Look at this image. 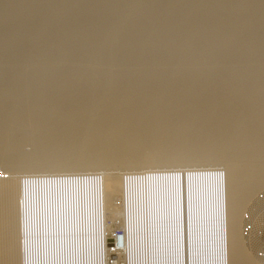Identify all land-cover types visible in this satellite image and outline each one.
<instances>
[{"label": "bare ground", "instance_id": "6f19581e", "mask_svg": "<svg viewBox=\"0 0 264 264\" xmlns=\"http://www.w3.org/2000/svg\"><path fill=\"white\" fill-rule=\"evenodd\" d=\"M13 1L14 2H17L18 1L17 2L18 4H14V3H9L8 2L9 3L8 5H11L12 6V4H14V5H17L18 6L20 2L22 3V0H17V1L13 0ZM39 1H41V0H39ZM39 1H35L34 2V5H33L34 8L35 7L37 8V6H35V3L36 2L40 3ZM46 1L48 2V0H45L43 2L41 1V2L44 4V3H47ZM61 1H63V0H61ZM65 1H68V0H65ZM105 1L106 0H91L90 1V5H88L89 6L88 9L86 11H83V12L80 10V7H78V8L75 7L76 10L74 9L72 11L71 10L72 8L71 9L68 8L69 7L68 4H67V6H68L67 8L64 6L65 9L64 8L62 9L59 6H56L55 7V5H54V7H55V8H53L54 10H52V11L50 10V13H48V15H47L48 17H46V19L44 17H41V18H44L43 20H45V21H43L40 18L44 22V24H42V25L40 24L41 25L40 27H38V25H39V22H37L38 17L35 19L36 22H37V26L34 24L31 27H35L36 26V27H38V30H37L36 34H34L33 36L31 35L32 32L30 31L31 32L30 35H31L32 38H30V35H29L28 32L27 33H28L29 36L28 37L26 36L27 38H24V37L19 38V35L21 33L18 34V39L20 41L18 42L19 44H17V46H18L17 49L20 47L19 49L21 50V48L23 47L22 46L23 44H24V46H26L25 45L26 39H29L30 38L29 40H33L35 42H38L40 39L42 40V37L43 36H46L45 35L46 31L47 30L50 31V29H48L49 28V25H50V23H52L51 21H52V19H55V17H57L59 15L60 16H65L66 13L68 15V12H70V11H71L70 14L72 12H74V11H76V13L82 12L81 13V15H82L81 19L79 21L74 22L73 24L70 25L69 29L64 34L63 39H67V40L70 39L71 40L74 37H76L78 39L79 43L77 42V47L75 46L74 48H78L80 50V52L78 51L79 52L78 55L75 54V56H77V59H75V61L80 62L81 64L84 62L83 64L85 65L86 63H88L86 61H90V59L92 58L91 57L89 59L90 56H93V57L95 56L94 57V62L96 63V61H95L96 59L95 58H97L99 56L96 57L97 54L96 55L95 54L94 55L93 54L92 55H87L86 50H88V53H89L90 50L95 49V48L96 49L98 48V50L101 48L100 50H102V48L104 47V46L102 47L103 44L106 46V43H107L106 41L108 39V37H106V36H108L109 31H112L111 30L112 29L111 28L112 27V24H113V28L116 27V26H118L119 24L114 26V23L115 22L114 23L112 22V24L109 23L108 20H106V19L104 20V18H106L107 16L106 17H104V16L105 15H111V14H107V13H115V12L119 11L120 8H121L120 6H122V5H120V3H122L121 1H123V0H117L116 2L114 0L112 4H111V2H110V4H107V1H106V4L107 5H110V6H108V8L106 7ZM138 1H140V0H135L134 2L132 0L131 5H130V8L127 7V10L128 11H126V10L125 11L126 12H131V11H129L130 9L133 10V9L136 8V9H138V11H140V13L142 12V15L138 16L130 25L127 24L128 26L125 28V30L122 32V34H120L118 37L115 36L116 38L114 37L115 38V42L113 44H110L111 46H107L108 49L115 47L113 49V50L116 51L115 54L117 53V51L120 52L121 62H119L120 65H119V69L117 70L118 71L117 74H119L118 76H120V75H126V76H123V77H125L124 79H127L130 75L132 76V74L134 75V73L135 72H138V71L139 72L142 71L140 73L147 74L146 76L144 75V77H142V78H140V76H139V78L136 79V81H138V82L141 83V85H140V87H138V90L137 91L138 92H141L142 90H144L143 93H146L145 94L146 95L145 98L144 99L142 98V100H143L142 107H144V106L148 107V106H150L149 103L156 102V105L158 103V104L162 105L165 108V112H162L164 110H161V111L159 110L160 112H162V113H166V111H170L171 112L170 113L171 115H169V116H171V117H169L170 120H173L172 117L175 114V116H177V117L174 118L175 121L178 118H184V112L185 111L188 112V110H189L191 114H190V117L187 120V124L185 125L183 123L184 126H186L185 129L188 130V129L194 128L195 126L201 124L203 126L202 127L203 129H205L206 127L213 128V131H214L213 133L214 134H212V136L207 137L206 134L208 133V131L205 134V131L206 130L200 131L197 128V130L200 131V134L198 133L194 139H190L191 138L190 134H189V136H190V138H189L188 136H186L187 135L186 134V130L185 129H182V127H178L176 124L175 125L177 127L174 126L175 129L172 128L173 130L171 129V132H170V130H166L167 125H168V122H166V123L163 122L162 124H160L161 123L160 122L159 123L160 126L158 124H156L158 127H154L153 126L154 127L153 128V127H151L152 124L149 123V121H148V119L150 117L147 120H145L147 117H145V119L138 117L142 113V110H143V114H144V112H146V111H144V109H145L144 108V109L141 110V113H139V115L137 114L138 116H135L132 119H130V115H132L133 113H131V114L129 113L130 114L129 115V119L130 120L129 119L128 120L126 119L124 121V119L122 118L123 119V122H121L122 120L119 118L120 119V122L118 123V121L115 119L116 122H117L116 125L114 123L113 124L114 125L113 126V129L111 128L112 130L110 129V130H108V132H106V130H103L104 128H102L100 126H99L100 128L97 127V129L95 131V134H92V136L90 135L92 137V138H90V139H92V142H90V145L92 143L94 144V146H95L94 149L97 152V154L94 151V153L90 156L89 159L91 160V162L94 161L95 163H97V162L100 163V161H104L107 158L109 159V157H111V158L120 159L121 161H123L125 163L126 162H128V163H130V162L131 163H134L135 160H137L136 157L137 156H140L139 155V152H140V149L143 147L142 146V142H144V140H145L144 136L146 135L148 137V134H150V133H151V135L154 134V137H155L156 134H158V135H156V138H157V136H159L157 139L153 137L154 142H153V140L151 141V143H153V146L152 145L151 146L154 148V150H152V152H150V155L148 154L150 156V157L148 156L149 157L148 160H150L151 162H156V161L159 162V160L162 162V160L163 161L167 160L166 163H169V162H172V161H170L171 159L176 158V157H178L180 155H183V154H186L188 157L189 156H194L195 159H196V157L202 156V155H205V157H206V155H207L206 152L208 153L211 150L213 152V149H216L217 148V150H218L219 148H221V147H219L220 141H221V138L219 140V137L222 136V135H224V134H226V133H228V135H230V136L226 137L227 140H225L226 141L225 142L226 145H228V153H230V151H232L233 152L232 153V157H233V154H235L238 158L236 157L237 159H235V160L237 162L233 161L234 163H231V162L230 163H226V162H228L227 160H231V159H229L231 156L229 158L228 157L224 158V159H226L225 160L226 162L223 161L224 159H221L220 158V160H222L226 164V167H225L226 168V190H225L226 191L225 192L226 193V195H225L226 196V198H225V202H226V207H225L226 208V213H225V216H224V224H223V227L224 228L221 231L222 232L221 239H219V240H221V243L224 245L225 254H226L225 255L226 256V264H264V245L256 244V243H253V242L251 243L249 240H247L248 238H247V234H246V222H245V215H246V212L250 208L249 207V204H250L251 198L253 197V195L255 194V192L256 191L258 192V190L261 189V187L264 185V156H263L264 155V152L261 153L258 150L259 148H262L264 146V141H263L264 140V112H263V115L262 116L259 115V114H262V113H259L258 114V118L260 116L259 121H256L255 122V120H254L253 122H255V123L254 124L251 123L249 127L247 126L249 129L248 128H247V130L245 129L246 132H243L241 135L239 133V135L237 137L234 136L235 132H233L234 134H232L233 137L231 136V133L229 134L228 131L230 129H229L228 126H230V125L229 124L227 125V122H229L228 121V118L230 116H234V115L236 116V113L240 114L241 113V110L240 109H242L245 106H248V104H251L252 102L253 103H258V101L261 100L260 98L264 96V81L261 80L256 85L254 84V86L251 85V83H252L251 81L253 79H255L256 76L258 77V76H260V74L263 75V73H264V31H262V33H258L260 30L257 33L255 32L256 29H259L260 28L259 26L264 25V0H203L202 3H201V5L199 6L200 14H199V16L197 15L198 17H193V15H192L193 13H191V10H192V12L194 11L193 9L196 7L195 5H194L195 6L194 8L192 6H190V5H189V7L186 5L188 8L182 10V7L179 6L180 4L178 5V3H179V2H177L178 0H142L140 3ZM197 1H198V3H200L199 0H197ZM10 2H12V1H10ZM30 2L32 3V1H29V3ZM83 2H85V1H83ZM125 2H126V0H125ZM159 2H163L164 5L161 7L159 5ZM40 4H38V5L41 7L42 5H40ZM54 4H56V3H54ZM14 5H13V7L15 8ZM21 5H19V6H21ZM23 5L26 6V4H23ZM77 5H79V4H77ZM127 5H128V3H127ZM11 6H7V8L8 7H11ZM19 6L17 7L18 10L21 9V8H19ZM25 6H23V7H25ZM70 6H72V5H70ZM102 6H103V9H102ZM104 6L106 8H104ZM34 8L32 10L36 11L39 7L36 10ZM42 8H43V6H42ZM139 8H141V10H139ZM196 8H198V7H196ZM16 9H15V11H18ZM29 9H30V7L28 8V10L27 9H24V10H27V12H28ZM41 9H39V10H41ZM245 9H247V10H245ZM21 10L19 12L23 13L22 12L23 10L22 11ZM2 11H4V10H2ZM15 11H13V12H15ZM34 11H32V12H34ZM122 11H124V10H122ZM125 11H124V13H125ZM242 11H246V12H244L243 14H241ZM166 12L173 13L174 14V19H170V20L167 19V21H162V19L165 20V18L168 15L167 14L166 16H164V18H162L163 14L166 13ZM259 12H261L262 15L259 18H257ZM10 13H11V11L9 12V14ZM34 13H35L34 14V17L36 16L37 13L39 14L38 10L36 12H34ZM41 13H42V10H41ZM148 13H150V14L148 15ZM16 14L17 13L15 12V14H13V17H17ZM27 14H28V16H26V18L28 20L29 19V13H27ZM30 14H33V13H30ZM42 14H44V12ZM117 14H118V12H117ZM0 15H1V13H0ZM3 15H5V13ZM3 15H1V16H3ZM18 15L20 16V14H18ZM25 15H26V13H24V18H25ZM120 15H122V14H120ZM40 16H42V15H40ZM34 17L33 16L30 17V19L31 18H34ZM93 17H94L95 20L92 19L94 21L90 25L89 24L90 21H91L90 18H93ZM8 18H11L10 15H9ZM15 19H13V20H15ZM40 19H39V21H40ZM59 19H58V21H59ZM56 20H57V18H56ZM64 20H65V18H64ZM117 20H119V18ZM20 21H21V19H20ZM22 21H24V20L22 19ZM106 21H108V22H106ZM119 21H122V20H119ZM43 22H40V23H43ZM3 23H5V22H3ZM27 23H28V21L26 23H24V24H27ZM122 23L124 25L126 22L124 23V21H123ZM188 23L192 25V29H190V31L188 30L189 32L186 33V34H181L182 27H184V25L185 24H188ZM64 24H65V21H64ZM155 26H159L160 28H158V30H154V27ZM186 27H188V26H186ZM7 29H4V31L3 30L2 31L5 32V30H7ZM26 29H25V31H26ZM54 30H52V33H53ZM262 30H264V29H262ZM134 31H136V32L133 33ZM23 32H24V30H23ZM183 32H185V31H183ZM6 33H8V32H6ZM52 33H48V36L50 34H52ZM165 34H167V37H165ZM5 35H7V34H5ZM22 36H25V34L22 35ZM54 36L57 37L56 35H54ZM14 37H12L11 35L10 36H5V38H3L1 40L0 54H2V52H3L2 51V48L4 49V47L7 45V43L10 44V42H13V40H15ZM163 37H165V38L163 39ZM104 38H106V41H105L106 43H104V40H105ZM94 39L95 40L98 39L99 42L97 41L98 42L97 43L96 41H94ZM6 40H8V41H6ZM30 42H31V45H32V41H29L27 43H30ZM66 42H65V45H63V42L60 43V44H62L61 45L62 47L65 46L61 50V52H60V58H62V57H65L66 58L67 56H69V55L72 54V51H74L73 46L71 44L70 45L69 44L66 45ZM68 42L69 43H71V42L72 43H75L73 41L70 42L69 40H68ZM137 42H139V45L136 44L137 46H132V44H135ZM48 43H50V42H48ZM48 43H47V45H48ZM43 44H45V43H43ZM43 44H42L43 47L46 46V45H43ZM60 44L58 43V46ZM15 46H16V44H15ZM15 46H14V48H15ZM11 48L13 49V47H11ZM27 48H29V47H27ZM51 48H52V46H51ZM44 49H45V47H44ZM162 49H166V50L161 51ZM6 50L8 51V49H6ZM98 50H96V52L100 53L99 52L100 50L99 51ZM25 51H26V48H25ZM82 52L84 54H82ZM121 52H123V54H122L123 56H121ZM159 52L162 54V55L160 54L161 55L160 57H159ZM17 53H18V50H17ZM17 53L15 52V54L18 57V54ZM12 54H13V52L11 53V56L14 55V54L13 55ZM34 56L35 57H38V53H37V55H34ZM86 56H88V58ZM9 57H10V55H9ZM67 59H68V57H67ZM18 60H20V59H18ZM27 60L28 59H26V61ZM58 60H60V59H58ZM91 60H93V59H91ZM104 60H105V57H104ZM228 60L233 61V62L236 61V60H238L236 62L242 61V64L240 66H237V65H235L236 63H233L234 65H232L230 63V65H232V66H230V65L227 66L225 62L228 61ZM39 61H41V60H39ZM71 62H73V61L71 60ZM94 62H93V64H94ZM97 62H98V60H97ZM99 62H100V59H99ZM159 62H162V63L166 62L167 64L170 63V62H175V66L173 67L171 65L172 68H168V69H166L164 71H162V69H161V71H159L158 69H156V71H155L153 69V67L155 65H157ZM30 63H32V62H30ZM35 63H37V62H35ZM98 63H96V64H98ZM106 63H110V62L108 61ZM68 64H71V63H68ZM90 64H92V62ZM99 64H102V63H99ZM237 64H239V63H237ZM41 65L42 64H40V66ZM79 65H77V66H79ZM82 65H81V67H82ZM32 66H33V63H32ZM53 66L54 65H52V67ZM62 66H64V65H62ZM111 66H112V64H111ZM113 66H114V63H113ZM48 67H51V65L49 66V63H48ZM55 67H57V66H55ZM83 68L84 67H82V69ZM45 69L46 68H44V70ZM97 69H98V67H97ZM83 70H85V69H83ZM83 70H82V72L84 73L86 70L85 71H83ZM51 71H52V68H51ZM80 71H81V69H80ZM157 71H159V72H157ZM21 72H19V73L21 74ZM62 72L63 71H61L60 73H62ZM82 72H81V74H82ZM91 72H93V70ZM8 73H9V71H8ZM54 73H56V72H54ZM65 73H67L66 70H65ZM72 73H73V71H72ZM72 73H71V75H72ZM75 73H73V74H75ZM0 74L2 75V73H0ZM4 74H5L4 77L8 75L6 73H4ZM20 74H19V77H20ZM31 74H32V71H31ZM34 74H36V73L34 72ZM78 74H80V72H78ZM84 74H86V72ZM117 74H116V76H117ZM164 74H167V75H169V74H172V75H174V74L175 75H185V77H186V75L189 76L188 81L186 80L187 81L186 83L180 85V87H178L176 89L177 92H178L177 95H176V98L175 97H171V98H173V99H171V98H169L170 96L169 97L167 96L168 98L167 97L166 98L164 97V94L166 92L172 91L171 88L173 87L172 84L174 82V78H172L171 76H170V78H167V75H164ZM221 74L222 75L224 74V75L222 76ZM22 75H23V73H22ZM75 75H77V74H75ZM75 75H74V78H76ZM140 75H142V74H140ZM218 75H221L222 77H220ZM80 76H79V78H80ZM82 76H84V75L82 74ZM10 77H12V76H10ZM44 77H45V75H44ZM7 78H8V76H7ZM32 78H34V77H32ZM50 78L54 79L53 77H50ZM129 78L135 79V78H133V76L132 77H129ZM21 79H22V77H21ZM30 79H31V77H30ZM67 79H68V77H67ZM257 79H259V78H257ZM37 80H38V78H37ZM51 80H49L48 82H50ZM75 80H77V79H75ZM75 80H73L74 81V86H75ZM86 80L87 79H85V81ZM12 81H13V79H12ZM17 81L18 80H15V82H17ZM62 81H64V79ZM78 81H76V83H79ZM88 81L90 83L91 80H88ZM153 81H155L156 83H154ZM253 81H256V79L253 80ZM81 82L84 83V80L81 81ZM95 82H96V80H95ZM178 82H174V83H177V85H178ZM96 83H98V82H96ZM121 83H123V82H120V85H118V87L121 86ZM149 83L156 84V85H152L151 86V84H149ZM34 84H35V82H34ZM41 84H42V82H41ZM61 84H62V87L63 88H68L71 85V82L70 81H65V83L63 82ZM61 84H60V86H61ZM93 84L95 85L94 82H93ZM117 84H119V83H116L115 85H117ZM48 85H49V83H48ZM72 85H73V83H72ZM86 85H89V84H86ZM29 86H28V88H29ZM60 86H59V88H60ZM92 88H93V86H92ZM41 89H44V88L42 87ZM70 89L72 90V88H70ZM130 89L131 90H129L127 92V94H126V96H127V106H129V110L131 108L130 107L131 106L130 104H132V103L135 104V102H132V101H135L134 97L137 94L135 92L134 88L131 87ZM139 89H141V91H139ZM86 90H87V88H86ZM239 90L240 91H243V94L241 95V94L238 93L241 96H240V98L237 97V98H239V99H237L234 96V95H236L234 92L239 91ZM58 91H59V89H58ZM66 91L68 93V90H66ZM76 91H78V90L76 89ZM1 92H3V91H1ZM62 92L64 93V91H62ZM86 93H88V92H86ZM89 93H90V91H89ZM143 93L141 92V93H138V94H143ZM54 94H55V92H54ZM170 94H173V93H170ZM138 96L139 95H137L136 97L138 98ZM4 97H5V95H4ZM49 97H50V94H49ZM142 97H143V95H142ZM58 98L60 99V97H58ZM234 98H236L237 100H235ZM24 99H25V97H24ZM24 99H23V101H24ZM35 99H37V98H35ZM116 99H118V97ZM124 100H125V98H124ZM10 102H12V101H10ZM25 102L26 101H24V103ZM16 103H17V101H16ZM56 103H58V99H57V102ZM63 103H65V102H63ZM122 103H123V100H122ZM46 104L47 103H45V105ZM65 104H67V103H65ZM68 104H70V103H68ZM134 104H132V105L135 106ZM137 104H138V102H137ZM140 104L137 105V106H141ZM191 104L193 105V107H190ZM26 105H28V104H26ZM39 105L41 106V104H39ZM55 105L58 106V104H55ZM116 105H119V104H116ZM51 106H52V103H51ZM70 106L71 105H69L68 107H70ZM127 106H126V108L124 106L123 107L125 109H127ZM2 107H3V105H2ZM29 107H31V106H29ZM49 107H50V105H49ZM81 107H79V108H81ZM159 107L160 106H158V109H159ZM239 107H240L239 110L236 109V108H239ZM249 107H250V105H249ZM7 108H9V107L7 106ZM66 108H67V105H66ZM149 108H152V107H149ZM29 109L30 108H28V110ZM41 109H40V111H43L45 108L43 110H41ZM50 109H51V107H50ZM71 109L72 108H70V110ZM227 109H229V111H227ZM47 110H49V109H47ZM65 110H66L65 107L64 108L63 107H54V108L52 107V109L50 110V112L52 114L51 113L50 114L51 115H54L55 118L50 119V120L47 119L46 122H42L41 121V123L39 121H35V119L37 120L38 117H40V116H38V112L34 111V112H36V114H33L34 120L32 122V124H33L32 126L36 130V133L37 132L39 133V134L37 133L39 135L38 137H36L37 134L34 135L35 136L34 139H35L36 144H37L36 146H38L43 151L47 149V152H45V151L44 152L47 153V155L49 154L50 157L52 156L51 158L54 157V159H52V161L54 160V161H56V163H60V166H61V163H64L67 160L68 161H72V160H69L71 158L68 156V153L67 152H70L69 151L70 148L72 149V147H71L72 132L76 133L75 131H71L72 127L70 129V126H72L70 124L71 122L70 121L65 122L63 120L62 113ZM78 110L77 109H75V110L72 109L71 110V111H73L72 120L76 119L79 116L80 112ZM129 110H126V111H129ZM149 110H153V108L152 109H149ZM149 110L147 111L148 113H149ZM154 110H156L155 107H154ZM246 110H248V109H246ZM40 111H39V113H40ZM132 111H134V109ZM136 111H138V109H136ZM225 111H227V112L224 113ZM250 111H252V110H250ZM250 111L248 113H245V114L241 113L239 115V118L241 116V119L242 120L243 119H246L247 114H248V116L250 115L249 114ZM30 112L31 111H29V113H28V111H26V114L24 112L23 113L28 116V115H30ZM150 112H152V111H150ZM254 112H255V110H254ZM23 113H21V114L24 115ZM65 113H66V111H65ZM104 113H105V111H104ZM116 113L118 114V112H116ZM43 114H44V112H43ZM134 114H136V113H134ZM143 114H141L140 117H144ZM150 114L151 113H149V115ZM167 114H164V115H167ZM31 115H32V112H31ZM120 115H122V113H120ZM125 115H126V112H125V114L123 116H125ZM145 115H147V113H145ZM16 116H19L20 117V115H18V114H16ZM150 116L153 117L154 115L153 116L150 115ZM156 116L157 115H155L154 118ZM158 116H160V114ZM165 117L166 116H164V119H165ZM252 117H254V116H252ZM256 117H257V114H256ZM13 118H16V117L13 116ZM28 118H31V116H29ZM78 118H80V117H78ZM169 118L167 119V117H166V119L170 123L169 125L171 126V123H174V122L173 121H170ZM226 118H227V122H226ZM25 119H26V116H25ZM164 119H162V120H164ZM31 120L32 119H30V121ZM237 120H240V119H236V121ZM246 120H249V119L247 118ZM150 121L153 122V120H150ZM230 121H231V118H230ZM99 122H104V121H99ZM156 123H157V121H156ZM233 123L236 124V122H233ZM6 125H10V123H6ZM235 127H237L238 128V131H240V128H239L238 125L235 126ZM150 130H151V132H150ZM234 130H232V131H234ZM184 132H185V134H184ZM236 132H237V130H236ZM6 133L7 132H5V135H6ZM104 135H106V137ZM46 137H49V139H46ZM149 137H150V135H149ZM102 138H104L107 141L102 140ZM150 139H152V138H150ZM85 141H84V143H85V146H86L89 143L86 144ZM111 141H113L114 143H115V141H117L118 143L116 142V144H114L113 146L109 147L108 150H107V148H105L104 145H105V143H107V142L110 143ZM145 142L143 144H146ZM5 143H6V140H5ZM82 144H83V142H82ZM111 144H112V142H111ZM226 145H223V146L224 147H227ZM11 146H12V144H11ZM85 146L83 145V147H85ZM140 146H142V147H140ZM103 147L105 148V153L106 154L103 153V155H101V150L104 149ZM204 147H206V148H204ZM2 148H4V147L2 146ZM2 148H0V150H1L0 151L1 152L0 155L3 152L4 155H2V157L4 156V157L7 158L6 155H8V158L10 157V159H11L12 158L11 155L9 156V154L6 153L8 150L4 153L5 150L2 151L3 150ZM5 148L7 149V147H5ZM44 148H46V149H44ZM85 148L89 149L90 147L89 148L88 147H85ZM85 148H80L79 150H82L84 152L83 149H85ZM223 148H222V150H225V151L227 150V148H225V149H223ZM33 149H34V147H33ZM91 149H93V148H91ZM219 150H218V152H219ZM256 150H258V152L260 154H262V156L259 155V154H256L255 153ZM10 151H12V149ZM43 151H42V153L44 154ZM88 151L85 152V153H87V156H88ZM106 151H108V152H106ZM225 151H223V152L221 151L222 152V155L224 154ZM260 151H262V149ZM80 153H81V151H80ZM43 154L40 155V158H38L39 160H41V159L44 160L45 157H44ZM49 155H48V157L46 156V158H47L46 161H48ZM186 155L184 157H186ZM209 155L207 157L210 158ZM214 155H216V152H215ZM225 155H226V152H225ZM41 156L44 157V158H41ZM184 157H183V159H184ZM217 157H218V155H217ZM8 158H7V161L10 160ZM67 158H69V159H67ZM139 158H141V156ZM39 160H38V162H39ZM43 160H41V161H43ZM129 160H133V162L132 161H129ZM5 161H6V159L4 158V162ZM12 161L13 160H11V162ZM41 161H40V163H41ZM54 161L52 162L53 165L55 164ZM68 161H67V164H68ZM137 161H139V160H137ZM240 161H242V163H240ZM2 162L3 161H1L0 163H2ZM9 162L10 161H8V163ZM31 162H35V161H31ZM49 162H50L49 165H51V161H49ZM94 162H93V164H94ZM192 162H194V161H192ZM162 163H165V162H162ZM11 164H13V162ZM31 164H33V163H31ZM57 165L58 164H55L54 166H57ZM64 165H65V163H64ZM199 166L200 165H198L197 167H199ZM6 167L3 166V168H6ZM151 168H153V167H151ZM19 169H20V166H19ZM36 169H38V168H36ZM149 169H150V167H149ZM195 169H197V168H195ZM145 170H143V171H145ZM153 170H152V173H154ZM169 170H172V169L170 168ZM183 170H185V169H183ZM193 170H194V168H193ZM146 172H149V171H146ZM155 172H156V170H155ZM167 172H169V171H167ZM185 172H186V170H185ZM95 174H98V173H95ZM29 175H31V174H29ZM97 176L100 177L99 175H97ZM111 176H116V174H110V173L108 174V173H105L104 176H102L103 177V179H102V191H103V196H104V202H102V204L104 203V205H105V207H104L105 212L108 211L110 213V216H109L110 219L108 217V219L110 220V222L108 221L107 218H105L106 217L105 216V214H106L105 212L103 213V215L100 214V216L102 215V217L100 218V225L101 226H100V229H99V239H100L99 241L100 242H103V244L105 245V247H107L108 242H110V240L112 239L111 232L114 230V228H116L115 226H119L120 225V226L124 227L127 230L128 234L131 236V238H132V236L134 238L133 239V242H131V247L128 250V253H127V257L129 259V264H141V262L139 261V258L140 257H139L138 254L142 250H143L144 255L146 256V257H144L145 258L144 264H150L149 263V261H150V259H149L150 247H149L148 240H147L148 235H149L148 234L149 232L146 231V233L148 234V235L146 234L147 235L146 240H142L141 239V231L139 230L140 234H139V232L136 233V230L134 229V224H132V226H131V224L129 223V219H128L129 216L127 214L128 213L127 212V210H128L127 209V206H125L124 202H122V199H124V198H122V199L120 198L121 194L122 193H125V191L123 192V190H124L123 185L125 186V184H123V178L124 177L122 175L123 178H121L120 177L121 175L120 176L117 175V176H119V179L117 180V183H115L116 185L114 186L112 184L110 186L111 187L110 188L109 187V185H110L109 182L110 183H111V181L112 182H115V181L111 180V178H110ZM45 177H47V176H45ZM48 177H50L51 179H53V178L55 179V178H57V175L56 176H52V177L51 176H48ZM58 177H60V176H58ZM6 178H5V180H3V179L0 180V264H66V262H67V264H73V263L74 264H78V263L79 264H88V262H86L87 257L89 256L87 254L88 251H84L85 248H86L87 241H88V239H87V241H85L86 237H85V233L83 232L86 228L83 229V231H82V228H83L82 227L83 226L82 225L83 224L82 215L84 214V213H82V215H81V212H82V198L80 197L79 200H78V209H79V211H78V214H79L78 215L79 216V218H78V220H79L78 224H79V226L77 227L78 230H77L76 233H74L75 230L74 231H71L70 234H69L70 237L67 236V233H66V236L69 237V239H68L69 244L67 246L66 245L67 243H65V241H63L64 242L62 244L63 245V248H64L63 252L66 254V256H65V254L61 250V253H63V257H62V256H60V255H62V254H60V249L58 248L59 250H57V247H56L57 245H56V243L54 241L52 242L51 245H49V241H48V245H46L47 244L46 243V238H47V235H49L48 234V232H49V225H48V223H49V217L51 215L50 214V211H48V207H49V209L51 208L52 214L55 215L56 212L59 213L58 212V208H59L58 207V204L56 205L57 208L54 207V208H56V211L52 207V204H51V207H50V202L51 203L53 202L55 204V197L57 195L55 196V194H53V193L48 194V193H50V192H48L49 190L47 191V188H44L43 186H41V184L39 183V181H40V179L43 180V178H39V177H37V178H32V177L17 178V176H16V178H13V176H12V178H9V179H6ZM33 179H34L35 186L33 185L34 188H31L32 187L31 183L33 184ZM109 180H111V181H109ZM46 182H47V180H46ZM61 182H63V181H61ZM51 184H52V181H51ZM64 184H65V182H64ZM46 186H48V185H46ZM75 187H77V186H75ZM80 188L82 189V187H80ZM72 189H73V187H72ZM143 189H144V187H143ZM146 189H148V188L146 187ZM82 190L84 191V189H82ZM56 191H58V190H56ZM185 191H186V189H185ZM143 193H144V191H143ZM72 196H73V194H72ZM78 196H79V194H78ZM121 197H123V196H121ZM185 197H187V196H185ZM254 197H253V200H254ZM58 199H59V197H58ZM76 199H75V201H76ZM52 200H54V201H52ZM59 201H61V200H59ZM113 201L115 203H118V204H121L122 205L123 209L121 211H123V212L120 215L118 214L120 212H117L118 211L117 209H118L119 206H118V204L116 205V204L112 203ZM124 201H126V200H124ZM143 202H144V199H143ZM57 203H58V201H57ZM67 203H69V202H67ZM213 205H214V203H213ZM73 206H74V202H73ZM146 209H147V207H146ZM161 209H162V207H161ZM166 209H167V207H166ZM73 213H74V211H73ZM54 215H52V216H54ZM143 216H144V214H143ZM70 217H72V216H70ZM74 217H73V219H74ZM147 218L148 217H146V219ZM55 219H56V215H55ZM76 220H77V217H76ZM162 222H163V220H162ZM171 222H172V220H171ZM186 222H188V221H186ZM166 223H168V222H166ZM55 224H56V222H55ZM144 225H148V224H144ZM173 225H175V224H173ZM52 226H53V223H52ZM71 226H72V224H71ZM74 226H76V225H74ZM69 227H68V229H70ZM163 227L161 229H163ZM167 228H168V226H167ZM56 230H55V232H56ZM147 230H148V227H147ZM172 230H173V227H172ZM187 232H188V230H187ZM72 233H73V235H72ZM53 234H54V232H53ZM144 235H145V231H144ZM155 236H157V235H155ZM91 244H93V243H91ZM187 245H188V243H187ZM215 246H216V244H215ZM212 247H214V245ZM157 250H159V249H157ZM85 252H87V253L85 254ZM67 256H68V258H67ZM85 258H86V260H85ZM197 263L198 264H204L202 262V260H200V259L197 261Z\"/></svg>", "mask_w": 264, "mask_h": 264}, {"label": "rangeland", "instance_id": "374dc122", "mask_svg": "<svg viewBox=\"0 0 264 264\" xmlns=\"http://www.w3.org/2000/svg\"><path fill=\"white\" fill-rule=\"evenodd\" d=\"M12 1V2H10ZM17 1V0H15ZM29 1H32V3L30 4ZM35 1H39V0H22V5L19 3V8H21L20 10L23 12H19L20 10H18V6L17 5H14V4H18L17 2H14L13 0H0V13L1 15H3L5 13V15L1 16L0 17V45H1V40L3 38H5V36H12L15 38V40H13V42H10V44L7 43V45L4 47V49L2 48V54H0V73H2V75L0 74V148H2V146L4 148H2L4 151V153L6 152L7 154H9V156L11 155V159L10 157L8 158V155L7 158L10 159L8 161L11 162V160H13V164H11L10 162L8 163L7 161V158L6 157H2L3 152L2 154L0 155V160L3 161L2 163H0V180H5L6 179H9V178H23V177H32V178H43V180L40 179L39 183L41 184V186H43L44 188H47V191L50 192L48 194H55V204L52 202H50V207H51V204H52V207H56V205L58 204V212H56V219H55V215L52 214V211H51V208L49 209L48 207V211H50V217H49V232L47 235V238H46V245H48V241H49V245L52 244V242L54 241L56 243V247H57V250L60 249V256L63 257V241H65V243H67L66 245L68 246L69 244V234L71 231H74V233L77 232V227L79 226L78 222V218H79V214H78V200L79 198L81 197L82 198V212H81V215L82 213H84L82 215V219H83V228H82V231L83 229H85L83 232L85 233V241H87V244H86V248L84 251H88L85 252V254L87 253L89 256H90V246L94 245V244H91L93 243L92 241H96L97 240V233H99V229H100V218L102 217L103 213L105 212L104 210V203L102 204V202H104V196H103V191H102V179L104 176L105 173H110V174H116V176H111V180L115 181V182H112L111 180V183L109 182V187L113 184L114 186L116 185L115 183H117V180L119 179V176L121 178H123V184H125V186L123 185V192L125 191V193H120L121 197L120 198H124L122 199V202H124L125 206H127V214H128V219H129V223L131 224H134V229L136 230V233L139 232V230L141 231V239L142 240H146L147 238V235H148V244H149V247H150V253H149V263L150 264H188L190 262H197L199 259L202 260V262L204 263V261H208V255H209V250L211 249V247L215 244L216 246L218 244H220V241L219 239H221V234H222V230H223V224H224V216H225V213H226V202H225V198H226V164L224 162H226L224 158L226 157H230L229 159L231 160H227L228 162L226 163H234L233 161L237 162L235 159H237L238 157L233 154V157H232V151H230V153H228V145H226V141L228 136V133L222 135L219 137V140L221 138V141H220V145L219 148L222 152L225 151V150H222V148L224 147L223 145H226L227 147H224L223 149L227 148V150L225 151L226 152V155H225V152L224 154L222 155V152L219 150L216 149H213V152L212 150L209 151L208 153L206 152V157L205 155H202V156H198L195 157L194 156H187L186 154H183V155H180L176 158H173L171 159L170 161L172 162H169V163H166L167 160L163 161L162 162H165V163H162L160 160L159 162L156 161V162H151L149 159V155H150V152H152V150H154V148L152 147L153 146V143H151V141L153 140L154 142V134L151 135L148 134V137L145 135L144 138V142L146 144H143L144 142H142V147L140 149V152H139V155L141 156V158H139L140 156H137L136 159L139 160H135L134 163H128V162H123L121 161L120 159H117V158H111L109 157V159L107 158L106 160L104 161H100L95 163L94 161V164L93 162H91V160L89 159L90 156L94 153L95 149H94V144L92 143L90 145V142H92V134H95V131L98 128L102 127L104 128L103 130H106V132H108V130H110L111 128L113 129V124L115 123L116 125V120L118 121V123L120 122V119L122 120L121 122H123V119L124 121L127 119H129V115L131 113H136V114H132L130 115V119L134 118L135 116H138L139 113H141V110L144 109V114H143V110H142V113L144 115V117H140L138 116L139 118H143L145 119V117H147L145 120L148 119L149 123L152 124L151 127H158L156 124L159 125L162 124L163 122H168V125H167V128L166 130H170L171 132V129H175V127H182V129H185L186 126H184V124L186 125L187 124V120L188 118L190 117V111L188 110L184 112V118H178L176 121H175V114L174 116L172 117L173 120H170L169 115H171L170 111H166V113H162V112H165V108L158 104L156 105V102H151L149 103L150 106L146 107H142V103H143V100L142 98L144 99L145 98V94L146 93H143L144 90L141 91V89H139V91H141L143 94H138V93H141V92H138V87H140L141 83L136 81V79L139 78H142L144 77V75L146 76L147 74H144V73H140L142 71H138V72H135L134 75L132 74L133 78L135 79H132V78H129V77H132L131 75L127 78V79H124L125 77L123 76H126V75H120L118 76L119 74H117V70L119 69V65L121 62V59H120V52L117 51V53L115 54V50H113L115 47L113 48H110L108 49L107 46H111L110 44H113L115 42V38L118 37L120 34H122V32L125 30V28L130 25L138 16L142 15V12L140 13V11H138V9H130L129 11L131 12H126L128 11L127 10V7L130 8V5H131V2L132 0H123L121 1L122 3H120V10H126L125 13L124 11H117L115 13H107V14H111V15H105L104 17V20H108L109 23L112 24V22L114 23V26L115 25H118L116 27L113 28V24H112V31H109V34L108 36V39L106 41V38H104V43H106V46L103 44L102 45V50H98V48L96 49H92L89 51L88 53V50H86V53L87 55H96L99 56L97 58H95L96 60V63L99 62V59H100V62L99 63H102V64H96L94 62V57L93 56H90L89 59H93L90 61L94 62V64H90L91 62L90 61H86L88 63H86L84 66L80 63V62H77L75 61V59H77V56L80 52V50L78 48H74L75 46L77 47V42L79 43L78 39L76 37H74L73 39H68L70 42L73 41L75 43H69L67 39H63V36L64 34L66 33V31L69 29L70 25L73 24L74 22H77L81 19L82 15L81 13L83 11H86L88 9V5H90V1L91 0H68V1H61V0H48L47 3H42L43 1L45 0H41L39 1L40 3L36 2L35 3V6H37V8L35 7L34 8V2ZM85 1V2H83ZM107 1V4H111L113 3L114 0H106ZM106 1H105V4H106ZM117 0H115L116 2ZM135 0H133L134 2ZM142 0L138 1L139 3L141 2ZM200 3H198L197 0H178L177 2L179 6L182 7V10L183 9H187L190 6H192L193 8L196 6L198 8H192L194 11L192 12L191 10V13H193V17H198L199 14H200V10H199V6L201 5L202 1L203 0H199ZM14 3L11 5H8L9 3ZM25 2V3H24ZM59 2V3H58ZM194 2V3H193ZM42 5L40 7L38 4ZM56 3V4H54ZM70 3V4H69ZM73 3V4H72ZM128 3V5H127ZM190 3V4H189ZM197 3V4H196ZM23 4H26L23 5ZM37 4V5H36ZM48 4V5H47ZM52 4V5H51ZM67 4L69 5V7L67 6ZM79 4V5H77ZM104 4V3H103ZM106 4V7L108 8V6L110 5H107ZM162 4V5H161ZM13 5L15 6V8L13 7ZM30 5V6H29ZM56 6H59L61 7L62 9L64 8V6L67 8H72L71 10L73 11L74 9L76 10L75 7H80V10L82 12H78L76 13V11L72 12L70 14V12H68V15L67 13L65 14V16H57L55 17V19H52V23H50L49 25V28L50 31H46L45 35L46 36H43L42 37V40L40 39L38 42H35L33 40H29L31 37V35L33 36L34 34H36L37 30H38V27H40L42 24H44L43 20L44 18L46 19V17H48V13H50V10H54L53 8ZM62 5V6H61ZM72 5V6H70ZM77 5V6H76ZM127 5V6H126ZM159 5L162 7L164 5L163 2H159ZM188 7H187V6ZM195 5V6H194ZM7 6H11V7H8ZM17 6V7H16ZM25 6V7H23ZM30 7L29 11L27 12L28 8ZM48 6V7H47ZM82 6V7H81ZM36 10H38L39 14L37 13L36 16L34 17V10H32L33 8ZM47 7V8H46ZM104 6V8H106ZM11 10H10V9ZM17 8V9H16ZM42 8V9H41ZM124 8V9H123ZM14 9V10H13ZM18 10V11H15ZM24 9H27V10H24ZM41 9L42 10V13L44 12V14L41 13ZM65 9V8H64ZM69 9V10H70ZM102 9H103V6H102ZM196 9V10H195ZM4 10V11H2ZM44 10V11H43ZM135 10V11H134ZM139 10H141V8H139ZM199 10V11H198ZM247 10V9H245ZM11 11V13L9 14V12ZM15 11L17 14V17H13V14H15ZM25 11V12H24ZM34 11V12H32ZM198 11V12H197ZM3 12V13H2ZM244 12L246 11H242L241 14H243ZM24 13H26L25 15V18H24ZM29 13V19L27 20L26 16H28ZM30 13H33V14H30ZM132 13V14H131ZM170 13V14H169ZM166 12L163 14L162 18H164V16H166L167 14V17L164 19H162V21H167V19H174V14L171 13V12ZM20 14V16L18 15ZM117 16H116V15ZM122 14V15H120ZM126 16H125V15ZM150 13H148L149 15ZM196 14V15H195ZM10 15V17L12 18H8ZM22 15V16H21ZM34 18H31L32 16ZM42 15V16H40ZM67 15V16H66ZM72 15V16H71ZM79 15V16H78ZM81 15V16H80ZM198 15V16H197ZM261 12H259L257 18H259L261 16ZM7 16V17H6ZM19 16V17H18ZM71 16V17H70ZM74 16V17H73ZM121 16V17H120ZM135 16V17H134ZM38 17V20L37 22H39V25L38 27L37 26V22H36V18ZM41 17H44V18H41ZM97 17V16H96ZM112 17V18H111ZM8 18V19H7ZM16 18V19H15ZM43 20H41V19ZM57 18V20H56ZM60 18V19H59ZM65 18V20H64ZM71 18V19H70ZM74 18V19H73ZM114 18V19H113ZM119 18V20H122V21H119L117 19ZM123 18V19H122ZM2 19V20H1ZM15 19V20H13ZM18 19V20H17ZM21 19V21H20ZM22 19L24 21H22ZM26 19V20H25ZM40 19V21H39ZM59 19V21H58ZM69 19V20H68ZM94 19L93 18H90V25L91 23H93V21L95 20H92ZM111 19V20H110ZM68 20V21H67ZM126 20V21H125ZM129 20V21H128ZM2 21V22H1ZM7 21V22H6ZM28 21L27 24H24ZM47 21V20H46ZM54 21V22H53ZM64 21H65V24H64ZM72 21V22H71ZM106 21V22H108ZM119 21V22H118ZM124 21V25H123V22ZM5 22V23H3ZM33 22V23H32ZM36 22V23H35ZM40 22H43V23H40ZM31 23V24H30ZM46 23V22H45ZM69 23V24H68ZM36 25L35 27H31L32 25ZM41 24V25H40ZM57 24V25H56ZM128 24V25H127ZM208 24V23H207ZM30 27H29V26ZM62 25V26H61ZM69 25V26H68ZM58 26V27H57ZM88 26V25H87ZM124 26V27H123ZM188 26V27H186ZM3 27V28H2ZM28 27V28H27ZM55 27V28H54ZM62 27V28H61ZM156 27V28H155ZM154 27V30H158V28H160L159 26H155ZM260 27V28H259ZM258 28L259 29H256V33H262V29H264V25L262 26H259ZM8 28V29H7ZM18 28V29H17ZM27 28V29H26ZM36 28V29H35ZM64 28V29H63ZM185 28V29H184ZM189 28V29H188ZM4 29H7L4 31ZM26 29V31H25ZM34 29V30H33ZM55 29V30H54ZM57 29V30H56ZM61 31H60V30ZM66 29V30H65ZM118 31H117V30ZM190 29H192V25L191 24H185L184 27H182L181 29V34H186L190 31ZM3 30V31H2ZM24 30V32H23ZM28 30V31H27ZM52 30L53 33H52ZM60 32H59V31ZM64 30V31H63ZM189 30V31H188ZM19 31V32H18ZM32 33H31V32ZM185 31V32H183ZM8 32V33H6ZM30 35V38L29 39H26V42H25V45L24 44L21 46V50L18 48L17 49V44H19L18 42L20 41L18 39V34L19 35V38H27L29 35ZM136 31H134L133 33H135ZM23 33V34H22ZM48 33H52L48 36ZM7 34V35H5ZM13 34V35H12ZM17 34V35H16ZM25 36H22L24 35ZM59 36H58V35ZM117 34V35H116ZM3 35V36H2ZM54 35H56L57 37H55ZM27 36V37H26ZM116 36V37H115ZM46 37V38H45ZM55 37V38H54ZM115 37V38H114ZM165 37H167V34H165ZM163 37V39L165 38ZM50 38V39H49ZM110 38V39H109ZM52 39V40H51ZM66 42V45H72L73 46V49L74 51H72V54L65 57H62L60 58V52L61 50L65 47H62L60 43L63 42V45H65V42ZM28 40V41H27ZM57 42H55V41ZM8 41V40H6ZM15 41V42H14ZM29 41H32V45H31V42L30 43H27ZM56 43H54V42ZM94 41H98L94 39ZM106 41V42H105ZM35 42V43H34ZM50 42V43H48ZM52 42V43H51ZM99 42V41H98ZM97 42V43H98ZM45 43V44H43ZM48 43V45H47ZM58 43L60 44L58 46ZM13 44V45H12ZM16 44V46H15ZM35 46H34V45ZM37 44V45H36ZM39 44V45H38ZM43 45H46L44 47L42 46ZM76 44V45H75ZM139 45V42L135 43V44H132V46H137ZM15 46V48H14ZM20 46V45H19ZM52 46V48H51ZM113 46V45H112ZM13 47V49L11 48ZM26 48V51H25V48ZM29 47V48H27ZM33 47V48H32ZM49 47V48H48ZM106 47V48H105ZM11 48V49H10ZM57 48V49H56ZM61 48V49H60ZM8 49V51L6 50ZM32 49V50H31ZM50 49V50H49ZM107 49V50H106ZM10 50V51H9ZM17 50H18V53H17ZM41 50V51H40ZM49 50V51H48ZM95 50V51H94ZM96 50H98L100 53L96 52ZM163 50H166V49H162L161 51ZM18 54V57L17 55L15 54V52ZM20 51V52H19ZM24 51V52H23ZM59 51V52H58ZM79 51V52H78ZM94 53H93V52ZM104 51V52H103ZM160 51V52H161ZM13 52V56H11V53ZM23 52V53H22ZM43 52V53H42ZM77 52V53H76ZM85 52V51H84ZM91 52V53H90ZM102 52V53H101ZM159 52V57L162 55L161 53ZM29 53V54H28ZM31 53V54H30ZM38 53V57H35L34 55H37ZM40 53V54H39ZM45 53V54H44ZM10 57H9V55ZM23 54V55H22ZM82 54H84L82 52ZM123 52H121V56ZM161 54V55H160ZM3 55V56H2ZM29 55V56H28ZM59 55V56H58ZM86 55V54H85ZM101 55V56H100ZM31 56V57H30ZM43 56V57H42ZM29 57V58H28ZM56 57V58H55ZM85 57V56H84ZM88 58V56H86ZM104 57H105V60H104ZM16 58V59H15ZM32 60H31V59ZM36 58V59H35ZM52 58V59H51ZM86 58V59H87ZM11 59V60H10ZM20 59V60H18ZM26 59H28L26 61ZM41 61H39V60ZM55 59V60H54ZM60 59V60H58ZM65 59V60H64ZM85 59V60H86ZM102 59V60H101ZM113 59V60H112ZM37 60V61H36ZM71 60L73 62H71ZM98 60V62H97ZM116 60V61H115ZM37 63H35V62ZM53 61V62H52ZM110 62V63H106V62ZM238 61V60H236ZM236 61H226V65L229 66L230 63L232 65H234L233 63H236L235 65L237 66H240L242 64V61H239V62H236ZM12 62V63H11ZM16 64H15V63ZM32 62L33 63V66H32ZM41 62V63H40ZM105 62V63H104ZM8 63V64H7ZM46 63V64H45ZM48 63H49V66L51 65V67H48ZM62 63V64H61ZM68 63H71V64H68ZM73 63V64H72ZM78 63V64H77ZM113 63H114V66H113ZM160 63V64H159ZM157 65H155L153 67V69L156 71V69H158L159 71H164L168 68H172V66L174 67L175 66V62H170V63H162V62H159ZM239 63V64H237ZM40 64H42L40 66ZM79 66H77V65ZM90 64V65H89ZM112 64V66H111ZM13 65V66H12ZM35 65V66H34ZM45 65V66H44ZM52 65H54L52 67ZM64 65V66H62ZM84 67L83 70L82 67ZM93 67H92V66ZM96 65V66H95ZM100 65V66H99ZM161 65V66H160ZM172 65V66H171ZM230 65V66H232ZM57 66V67H55ZM163 66V67H162ZM5 67V68H4ZM13 67V68H12ZM39 67V68H38ZM46 68L44 70V68ZM68 67V68H67ZM81 71H80V69ZM98 67V69H97ZM3 68V69H2ZM12 68V69H11ZM16 68V69H15ZM26 68V69H25ZM41 68V69H40ZM49 68V69H48ZM51 68H52V71H51ZM96 68V69H95ZM117 68V69H116ZM164 68V69H163ZM10 69V70H9ZM43 69V70H42ZM55 69V70H54ZM78 69V70H77ZM90 69V70H89ZM116 69V70H115ZM16 70V71H15ZM20 70V71H19ZM26 72H25V71ZM42 70V71H41ZM48 70V71H47ZM58 70V71H57ZM65 70L67 73H65ZM83 71L86 72V74H84ZM93 70V72H91ZM106 70V71H105ZM5 71V72H4ZM9 71V73H8ZM18 71V72H17ZM22 71V72H21ZM31 71H32V74H31ZM38 71V72H37ZM51 71V72H50ZM56 73H54V72ZM61 71H63L62 73H60ZM75 73L73 74L72 73ZM98 71V72H97ZM112 71V72H111ZM157 71V72H159ZM21 72V74L19 73ZM34 72L36 74H34ZM41 72V73H40ZM46 72V73H45ZM78 72H80V74H78ZM84 76H82V74ZM96 72V73H95ZM4 73L8 74V78L7 76L4 77ZM23 73V75H22ZM58 73V74H57ZM72 73V75H71ZM88 73V74H87ZM137 73V74H136ZM12 74V75H11ZM19 74H20V77H19ZM41 74V75H40ZM48 74V75H47ZM55 76H54V75ZM90 74V75H89ZM94 74V75H93ZM113 74V75H112ZM115 74V75H114ZM117 74V76H116ZM14 75V76H13ZM45 75V77H44ZM74 75L76 76V78H74ZM81 75V76H80ZM96 75V76H95ZM160 75V74H159ZM162 75V74H161ZM164 75H167V74H164ZM163 75V76H164ZM222 75V74H221ZM221 75H218L220 77H222ZM12 76V77H10ZM73 76V77H72ZM80 76V78H79ZM95 76V77H94ZM113 76V77H112ZM169 76V77H168ZM170 76L172 78H174V82H178V85L177 83H174L172 84V91H169L170 93H173V94H170L169 92H166L164 94V97L166 98L167 96L169 98L171 97H175L176 98V95H177V88L180 87V85L186 83L189 79V76L186 75H172V74H169L167 75V78H170ZM183 76V77H182ZM262 76V77H261ZM22 77V79H21ZM24 77V78H23ZM26 77V78H25ZM31 77V79H30ZM34 77V78H32ZM50 77H53L54 79L50 78ZM57 77V78H56ZM68 77V79H67ZM71 77V78H70ZM83 77V78H82ZM137 77V78H136ZM176 77V78H175ZM179 77V78H178ZM210 77V76H209ZM215 77V76H214ZM261 77V78H260ZM38 78V80H37ZM41 78V79H40ZM74 78V79H73ZM91 78V79H90ZM115 78V79H114ZM178 78V79H177ZM212 78V77H211ZM259 78V79H257ZM13 79V81H12ZM51 80L50 82H48L49 80ZM59 81H58V80ZM64 79V81H62ZM77 79V80H75ZM85 79H87L85 81ZM93 79V80H92ZM176 79V80H175ZM256 81H253L255 80ZM255 79H253L251 82V85L254 86V84L256 85L257 83H259L261 80L264 81V73L263 75L260 74V76H256ZM15 80H18L17 82H15ZM31 80V81H30ZM43 80V81H42ZM46 80V81H45ZM73 80H75V86H74V81L72 82ZM79 80V81H78ZM84 80V83L81 82ZM88 80H91L90 83ZM98 82L96 83L95 82ZM178 80V81H177ZM183 82H182V81ZM187 80V81H186ZM258 80V81H257ZM39 81V82H38ZM65 81H70L71 82V85L68 87V88H63L62 87V84L61 83H65ZM76 81H78L79 83H76ZM113 81V82H112ZM140 81V80H139ZM35 82V84H34ZM42 82V84H41ZM60 82V83H59ZM93 82L95 83V85L93 84ZM102 82V83H101ZM120 82H123L121 83V86L118 87V85H120ZM129 82V83H128ZM154 83H156L155 81H153ZM255 82V83H254ZM23 83V84H22ZM49 83V85H48ZM73 83V85H72ZM116 83H119L117 85H115ZM61 84V86H60ZM86 84H89V85H86ZM124 84V85H123ZM139 84V85H138ZM152 85H156V84H152V83H149ZM177 86H175V85ZM30 85V86H29ZM39 85V86H38ZM29 86V88H28ZM48 86V87H47ZM51 86V87H50ZM60 86V88H59ZM73 86V87H72ZM80 86V87H79ZM87 86V87H86ZM89 86V87H88ZM93 86V88H92ZM107 86V87H106ZM117 86V87H116ZM44 88V89H41V88ZM123 87V88H122ZM129 87V88H128ZM134 88L136 96H138V99L136 96L134 97L135 101H132V102H135L132 103L134 104L135 106H133L132 104H130L131 108L129 110V106H127V92L129 90H131L130 88ZM136 87V88H135ZM176 87V88H175ZM36 88V89H35ZM72 88V90L70 89ZM87 88V90H86ZM90 88V89H89ZM119 88V89H118ZM175 88V89H174ZM4 89V90H3ZM8 91H7V90ZM47 89V90H46ZM59 89V91H58ZM70 89V90H69ZM76 89L78 91H76ZM95 89V90H94ZM118 91H117V90ZM174 89V90H173ZM16 90V91H15ZM34 90V91H33ZM39 90V91H38ZM53 90V91H52ZM57 90V91H56ZM68 90V93L67 91ZM83 90V91H82ZM88 92V93H86ZM176 90V91H175ZM3 91V92H1ZM11 91V92H10ZM28 91V92H27ZM43 91V92H42ZM64 91V93L62 92ZM75 91V92H74ZM90 91V93H89ZM93 91V92H92ZM113 91V92H112ZM116 91V92H115ZM22 92V93H21ZM31 92V93H30ZM55 92V94H54ZM72 92V93H71ZM119 92V93H118ZM12 93V94H11ZM20 93V94H19ZM52 93V94H51ZM62 93V94H61ZM66 93V94H65ZM81 95H80V94ZM236 95H234L236 98L239 97L243 94V91H236L234 92ZM241 95H239V94ZM28 96H27V95ZM47 94V95H46ZM49 94H50V97H49ZM57 94V95H56ZM99 94V95H98ZM169 94V95H168ZM5 95V97H4ZM13 95V96H12ZM25 95V96H24ZM38 95V96H37ZM53 95V96H52ZM56 97H55V96ZM85 95V96H84ZM94 95V96H93ZM120 95V96H119ZM143 95V97H142ZM239 95V96H238ZM60 97V99L58 97ZM68 98H67V97ZM91 96V97H90ZM113 96V97H112ZM25 97V99H24ZM29 99H28V98ZM55 97V98H54ZM63 97V98H62ZM88 97V98H87ZM118 97V99H116ZM167 97V98H168ZM4 98V99H3ZM21 98V99H20ZM27 98V99H26ZM37 98V99H35ZM47 98V99H46ZM52 98V99H51ZM67 98V99H66ZM90 98V99H89ZM125 98V100H124ZM234 98L235 100L239 99V98ZM26 101L24 103V101ZM41 99V100H40ZM44 99V100H43ZM57 99H58V103L57 102ZM92 99V100H91ZM133 99V100H134ZM137 99V100H136ZM173 99V98H171ZM261 99V100H260ZM258 101V103H251V104H248V106H245L243 107L242 109L239 108H236V109H240L241 110V113L245 114V113H248L250 110V117L246 116V119L248 118L249 120H246V119H241V116L239 118V115L241 114H238L236 113V116H230L228 118V121L227 122V118H226V122H227V125L229 124L230 126L229 127V134L231 133V136L233 137L232 134H234L233 132H235L234 136H238L239 133L240 135L243 133V132H246L245 129L247 130V128L250 126L251 123H255L256 121H259L260 119V116L263 115V112H264V96L261 97ZM2 100V101H1ZM75 100V101H74ZM122 100H123V103H122ZM12 101V102H10ZM17 101V103H16ZM19 101V102H18ZM21 101V102H20ZM35 101V102H34ZM40 103H39V102ZM45 101V102H44ZM52 101V102H51ZM54 101V102H53ZM89 101V102H88ZM91 101V102H90ZM142 101V102H141ZM23 102V103H22ZM31 102V103H30ZM37 102V103H36ZM67 104H65V103ZM74 104H73V103ZM87 102V103H86ZM116 102V103H115ZM118 102V103H117ZM138 102V104H137ZM3 103V104H2ZM5 103V104H4ZM45 103H47L45 105ZM51 103H52V106H51ZM70 103V104H68ZM86 103V104H85ZM91 103V104H90ZM107 103V104H106ZM122 103V104H121ZM141 103V104H140ZM153 103V104H152ZM11 104V105H10ZM28 104V105H26ZM36 104V105H35ZM41 104V106L39 105ZM43 104V105H42ZM52 109V107H65V111L62 113V117H63V120L65 122H68L70 121L71 125L70 126V129L71 131H75L76 133L72 132V140H71V147L72 149L70 148L69 151L70 152H67L68 153V156L71 158H67L69 160H72V161H68V164H67V161L64 162V163H61V166H60V163H56L55 164H58L57 166H54L52 164V159L49 155V158H48V161L46 156L48 157L47 153V149L46 150H42L40 149L38 146H36V141H35V136L37 133H36V130L34 129V127L32 126V122L34 120V116L33 114H36V112H38V119L35 121H39L41 123L42 122H46L47 119L50 120V119H53L55 118L54 115H51L52 113L50 112V107ZM55 104H58V106H56ZM76 104V105H75ZM80 104V105H79ZM116 104H119V105H116ZM121 104V105H120ZM141 105V106H137V105ZM3 105V107H2ZM35 105V106H34ZM45 105V106H44ZM54 105V106H53ZM65 105V106H64ZM66 105H67V108H66ZM69 105H71L70 107H68ZM86 105V106H85ZM155 105V106H154ZM250 105V107H249ZM7 106L9 108H7ZM25 106V107H24ZM31 106V107H29ZM48 106V107H47ZM75 106V107H74ZM82 106V107H81ZM114 106V107H113ZM126 108L127 106V109H125L124 107ZM133 106V107H132ZM137 106V107H136ZM157 106V107H156ZM158 106L159 109H158ZM34 107V108H33ZM44 110L43 111H40V109ZM44 107V108H43ZM81 107V108H79ZM141 107V108H140ZM149 107H152L153 110H149V109H152V108H149ZM154 107L156 110H154ZM190 107H193V105L191 104ZM20 108V109H19ZM28 108H30L28 110ZM70 108H72L73 110L75 109H79L78 111L80 112L79 116L80 118H76L74 120H72V116H73V111L70 110ZM105 108V109H104ZM124 108V109H123ZM138 109V111H136V109ZM161 108V109H160ZM164 108V109H163ZM230 108V107H229ZM4 111H3V110ZM16 109V110H15ZM39 109V110H38ZM49 109V110H47ZM134 109V111H132ZM147 109V110H146ZM248 109V110H246ZM13 110V111H12ZM90 110V111H89ZM122 110V111H121ZM124 110V111H123ZM126 110H129V111H126ZM149 110V113H151L150 115H159L160 116H156L154 118L151 117L149 115V113L147 112ZM161 110H164L162 112H160ZM245 110V111H244ZM255 110V112H254ZM8 111V112H7ZM22 111V112H21ZM26 111H31L32 112V115H31V112H30V115H25L26 114ZM36 111V112H34ZM40 111V113H39ZM49 111V112H48ZM105 111V113H104ZM152 111V112H150ZM157 111V112H156ZM227 111H229V109H227ZM227 111H225L224 113H226ZM4 112V113H3ZM23 113L25 116H26V119H25V116L22 115L21 113ZM34 112V113H33ZM44 112V114H43ZM68 112V113H67ZM87 112V113H86ZM107 112V113H106ZM118 112V114L116 113ZM126 112V115L123 116ZM160 112V113H159ZM258 112V113H257ZM3 113V114H2ZM47 113V114H46ZM51 113V114H50ZM82 113V114H81ZM120 113H122V115H120ZM128 113V114H127ZM130 113V114H129ZM145 113H147V115H145ZM158 113V114H157ZM168 113V114H167ZM259 113H262V114H259ZM16 114L20 115L19 116H16ZM71 114V115H70ZM138 114V115H137ZM164 114H167V115H164ZM186 114V115H185ZM188 114V115H187ZM256 114H257V117H256ZM258 114L260 115L259 118H258ZM106 115V116H105ZM109 115V116H108ZM142 115V116H143ZM149 115V116H148ZM163 115V116H162ZM227 115V114H226ZM16 117V118H13ZM29 116H31V118H28ZM65 116V117H64ZM71 116V117H70ZM162 116V117H161ZM164 116L167 117V119L169 118L170 121H173L174 123H171V126L169 125V121L166 119H164ZM238 116V117H237ZM254 116V117H252ZM18 117V118H17ZM43 117V118H42ZM46 117V118H45ZM50 117V118H49ZM128 117V118H127ZM160 117V118H159ZM3 118V119H2ZM13 118V119H12ZM105 118V119H104ZM120 118V119H119ZM123 118V119H122ZM155 120H154V119ZM171 118V119H172ZM230 118H231V121H230ZM234 118V119H233ZM19 119V120H18ZM30 119H32L30 121ZM70 119V120H69ZM91 119V120H90ZM112 119V120H111ZM116 119V120H115ZM129 119V120H130ZM164 119V120H162ZM236 119H240V120H237ZM253 119V120H252ZM150 120H153L150 121ZM161 120V121H160ZM166 120V121H165ZM179 120V121H178ZM184 120V121H183ZM255 120V122H253ZM74 121V122H73ZM99 121H104V122H99ZM157 121V123H156ZM182 121V122H181ZM5 122V123H4ZM79 122V123H78ZM176 122V123H175ZM179 122V123H178ZM181 122V123H180ZM231 122V123H230ZM233 122H236L233 123ZM240 122V123H239ZM6 123H10V125H6ZM27 123V124H26ZM91 123V124H90ZM184 123V124H183ZM238 123V124H237ZM242 123V124H241ZM4 124V125H3ZM23 124V125H22ZM155 124V125H154ZM177 126H176V125ZM183 124V125H182ZM234 124V125H233ZM239 126L240 128V131H238V128L235 127V126ZM243 125V126H242ZM7 128H6V127ZM100 126V127H99ZM160 126V125H159ZM162 126V125H161ZM175 126V127H174ZM232 126V127H231ZM242 126V127H241ZM248 126V127H247ZM77 127V128H76ZM153 127V128H154ZM203 126L201 124L195 126L194 128H191V129H185L186 130V136H188L190 139H194L196 137V135L199 133L200 134V131H205V134L207 133L208 131V135L206 134L207 137L209 136H212V134H214L213 132V128H210V127H204L205 129L202 128ZM246 127V128H245ZM33 128V129H32ZM200 130L198 131L197 130ZM237 128V129H236ZM75 129V130H74ZM111 129V130H112ZM172 129V130H173ZM209 129V130H208ZM235 129V130H234ZM249 129V128H248ZM4 130V131H3ZM234 130V131H232ZM237 130V132H236ZM244 130V131H243ZM191 131V132H190ZM212 131V132H211ZM5 132L6 135H5ZM151 132V130H150ZM34 133V134H33ZM39 134V133H38ZM36 135V137H38L39 135ZM75 134V135H74ZM185 134V132H184ZM190 134V136H189ZM91 135V136H90ZM150 135V137H149ZM158 135V134H156ZM156 135L154 138H156ZM194 135V136H193ZM106 137V135H104ZM12 137V138H11ZM104 137V138H105ZM147 137V138H146ZM159 136H157L158 138ZM7 138V139H6ZM86 138V139H85ZM104 138H102V140L104 141H107L105 140ZM152 138V139H150ZM156 138V139H157ZM11 139V140H10ZM46 139H49V137H46ZM88 139V140H87ZM149 139V140H148ZM5 140H6V143H5ZM86 140V141H85ZM12 141V142H11ZM35 141V142H34ZM84 141L89 144H87L85 146V143ZM264 141V140H263ZM31 142V143H30ZM83 142V144H82ZM112 142V144H111ZM110 143L107 142L105 143V148H108L113 146L114 144H116L117 141H115V143L113 141H111ZM10 143V144H9ZM118 143V142H117ZM12 144V146H11ZM223 144V145H222ZM5 145V146H4ZM32 145V146H31ZM81 145V146H80ZM83 145L85 147H90L89 149L83 147ZM109 145V146H108ZM152 145V146H151ZM205 146V145H204ZM7 147V149L5 148ZM34 147V149H33ZM38 147V148H37ZM264 147V146H263ZM259 148V152L263 153L264 152V148ZM80 148H85L83 149L84 152L82 150H79ZM93 148V149H91ZM104 148V147H103ZM105 148L101 150V155H103V153H105ZM206 148V147H204ZM12 149V151H10ZM146 149V150H145ZM262 149V151H260ZM44 152V154L42 153V151ZM86 150V151H85ZM89 150V151H88ZM91 150V151H90ZM258 150H256V154H259L262 156V154H260L258 152ZM1 151V150H0ZM81 151V153H80ZM88 151V156H87V152ZM103 151V152H102ZM148 151V152H147ZM108 152V151H106ZM145 152V153H144ZM216 152V155H214ZM1 153V152H0ZM11 153V154H10ZM44 155V157L41 156V158H44L39 160L38 158H40V155L41 154ZM80 153V154H79ZM91 153V154H90ZM95 153L97 154V152L95 151ZM144 153V154H143ZM228 153V154H227ZM77 154V155H76ZM106 154V153H105ZM104 154V155H105ZM149 154V155H148ZM210 154V155H209ZM27 155V156H26ZM39 155V156H38ZM72 155V156H71ZM186 155V157H184ZM210 156L207 157V156ZM214 155V156H213ZM218 155V157H217ZM222 155V156H221ZM225 155V156H224ZM147 156V157H146ZM149 156V157H148ZM220 156V157H219ZM264 156V155H263ZM184 157V159H183ZM192 157V158H191ZM223 157V158H222ZM235 157V158H234ZM237 157V158H236ZM4 158L6 159V161L4 162ZM78 158V159H77ZM179 158V159H178ZM205 158V159H204ZM218 158V159H217ZM221 159H224L223 161L220 160ZM227 158V159H228ZM39 162H38V160ZM177 161H176V160ZM187 159V160H186ZM234 159V160H233ZM191 162H190V161ZM196 160V161H195ZM0 161V162H1ZM25 161V162H24ZM31 161H35V162H31ZM41 161V163H40ZM51 161V165L50 162ZM88 161V162H87ZM129 161H132L133 160H129ZM194 161V162H192ZM15 162V163H14ZM23 162V163H22ZM83 162V163H82ZM182 162V163H181ZM4 163V164H3ZM33 163V164H31ZM40 163V164H39ZM45 165H43V164ZM77 163V164H76ZM240 163H242V161H240ZM6 167V168H3V166ZM23 164V165H22ZM42 164V165H41ZM63 164V165H62ZM89 164V165H88ZM178 164V165H177ZM15 167H14V166ZM18 165V166H17ZM48 167H47V166ZM53 165V166H52ZM68 165V166H67ZM75 165V166H74ZM198 165H200L199 167H197ZM13 166V167H12ZM19 166H20V169H19ZM27 166V167H26ZM33 166V167H32ZM38 166V167H37ZM85 166V167H84ZM88 166V167H87ZM158 166V167H157ZM18 167V168H17ZM67 167V168H66ZM80 167V168H79ZM92 167V168H91ZM150 167V169H149ZM153 167V168H151ZM176 167V168H175ZM178 167V168H177ZM186 167V168H185ZM13 168V169H12ZM38 168V169H36ZM43 168V169H42ZM47 168V169H46ZM70 168V169H69ZM142 168V169H141ZM148 168V169H147ZM159 168V169H158ZM172 169V170H169V169ZM174 168V169H173ZM192 168V169H191ZM194 168V170H193ZM197 168V169H195ZM28 169V170H27ZM146 169V170H145ZM154 169V170H153ZM164 171H163V170ZM166 169V170H165ZM168 169V170H167ZM178 169V170H177ZM182 169V170H181ZM185 169V170H183ZM201 169V170H200ZM76 170V171H75ZM78 170V171H77ZM145 170V171H143ZM151 170V171H150ZM152 170L154 173H152ZM156 170V172H155ZM159 172H158V171ZM163 172H162V171ZM191 170V171H190ZM22 171V172H21ZM108 171V172H107ZM144 173H143V172ZM146 171H149V172H146ZM161 171V172H160ZM169 171V172H167ZM174 171V172H173ZM173 172V173H172ZM95 173H98V174H95ZM31 174V175H29ZM102 174V175H101ZM24 175V176H23ZM44 175V176H43ZM57 175V178H53L51 179L50 177L48 176H56ZM62 175V176H61ZM97 175H99L100 177H98ZM119 175V176H117ZM123 175V177H122ZM43 176V177H42ZM47 176V177H45ZM60 176V177H58ZM73 176V177H72ZM78 176V177H77ZM80 176V177H79ZM97 177V178H96ZM45 178V179H44ZM225 179V180H224ZM47 180V182H46ZM92 180V181H91ZM127 180V181H126ZM42 181V182H41ZM44 181V182H43ZM50 181V182H49ZM51 181H52V184H51ZM63 181V182H61ZM79 181V182H78ZM81 181V182H80ZM125 181V182H124ZM65 182V184H64ZM68 182V183H67ZM84 182V183H83ZM55 183V184H54ZM63 183V184H62ZM78 183V184H77ZM98 183V184H97ZM127 183V184H126ZM171 183V184H170ZM174 183V184H173ZM48 186H46V185ZM63 186H62V185ZM32 187L31 188H34L35 184H34V179H33V184L31 183ZM34 185V186H33ZM45 185V186H44ZM52 185V186H51ZM57 185V186H56ZM60 185V186H59ZM74 185V186H73ZM66 186V187H65ZM77 186V187H75ZM113 186V187H114ZM161 186V187H160ZM186 186V187H185ZM68 187V188H67ZM73 187V189H72ZM82 187V189H84V191L80 188ZM144 187V189H143ZM146 187L148 189H146ZM50 188V189H49ZM57 188V189H56ZM65 188V189H64ZM111 188V187H110ZM166 188V189H165ZM181 188V189H180ZM53 189V190H52ZM61 189V190H60ZM63 189V190H62ZM128 189V190H127ZM151 189V190H150ZM186 189V191H185ZM58 190V191H56ZM68 190V191H67ZM71 190V191H70ZM79 190V191H78ZM147 190V191H146ZM260 190V191H259ZM258 192L256 191L255 194L253 195L254 197V200H253V197L251 198L250 200V204H249V207L251 206V204H253V202L255 203V201H257V199L261 196V195H264V185L261 187V189H259ZM52 191V192H51ZM83 193H81V192ZM144 191V193H143ZM166 191V192H165ZM183 191V192H182ZM186 192V193H185ZM58 193V194H57ZM68 193V194H67ZM70 193V194H69ZM81 193V194H80ZM154 193V194H153ZM257 193V194H256ZM63 194V195H62ZM73 194V196H72ZM79 194V196H78ZM119 194V195H120ZM71 195V196H70ZM81 195V196H80ZM136 195V196H135ZM76 196V197H75ZM125 196V197H124ZM144 196V197H143ZM162 196V197H161ZM169 196V197H168ZM187 196V197H185ZM59 197V199H58ZM68 197V198H67ZM119 197V196H118ZM66 198V199H65ZM73 198V199H72ZM77 198V199H76ZM152 198V199H151ZM187 198V199H186ZM57 199V200H56ZM71 199V200H70ZM76 199V201H75ZM103 199V200H102ZM128 199V200H127ZM143 199H144V202H143ZM146 199V200H145ZM172 199V200H171ZM61 200V201H59ZM115 200V199H114ZM126 200V201H124ZM152 200V201H151ZM186 200V201H185ZM216 200H219L220 202V206L217 204ZM54 201V200H52ZM58 201V203H57ZM69 202V203H67ZM73 202H74V206H73ZM114 204H118V203H115L114 201L112 202ZM128 203V204H127ZM170 203V204H169ZM214 203V205H213ZM76 204V205H75ZM147 204V205H146ZM66 205V206H65ZM103 205V206H102ZM63 206V207H62ZM69 206V207H68ZM77 206V207H76ZM118 211L117 212H120L118 213L119 215L123 212L121 211L123 209L122 205L121 204H118ZM165 206V207H164ZM179 206V207H178ZM186 206V207H185ZM224 206V207H223ZM103 209H101V208ZM121 207V208H120ZM147 207V209H146ZM155 207V208H154ZM162 207V209H161ZM167 207V209H166ZM57 208V207H56ZM56 208L55 211H56ZM61 208V209H60ZM71 208V209H70ZM74 208V209H73ZM77 210H76V209ZM160 208V209H159ZM187 208V209H186ZM69 209V210H68ZM145 209V210H144ZM214 209V210H213ZM64 210V211H63ZM91 210V211H90ZM147 210V211H146ZM157 210V211H156ZM74 211V213H73ZM214 211V212H213ZM62 212V213H61ZM90 212V213H89ZM130 212V213H129ZM172 212V213H171ZM105 218L108 219V217L110 216V213L107 211L105 212ZM74 214V215H73ZM100 214H102L100 216ZM109 214V215H108ZM144 214V216H143ZM158 216H157V215ZM177 214V215H176ZM180 214V215H179ZM54 215V216H52ZM59 217H58V216ZM77 215V216H76ZM148 215V216H147ZM165 215V216H164ZM64 216V217H63ZM72 216V217H70ZM75 216V217H74ZM136 216V217H135ZM160 216V217H159ZM170 216V217H169ZM182 216V217H181ZM58 217V218H57ZM74 217V219H73ZM76 217H77V220H76ZM84 217V218H83ZM96 217V218H95ZM146 217H148L146 219ZM158 217V218H157ZM54 218V219H53ZM64 218V219H63ZM162 218V219H161ZM168 218V219H167ZM53 219V220H52ZM110 219V217H109ZM108 219V221L110 222V220ZM157 219V220H156ZM165 219V220H164ZM167 219V220H166ZM187 219V220H186ZM197 219V220H196ZM215 219V220H214ZM221 219V220H220ZM58 220V221H57ZM64 220V221H63ZM74 220V221H73ZM146 220V221H145ZM153 220V221H152ZM163 220V222H162ZM172 220V222H171ZM195 220V221H194ZM199 220V221H198ZM54 221V222H53ZM72 221V222H71ZM77 221V222H76ZM170 221V222H169ZM188 221V222H186ZM210 221V222H209ZM56 222V224H55ZM96 222V223H95ZM140 222V223H139ZM142 222V223H141ZM152 222V223H151ZM158 222V223H157ZM168 222V223H166ZM197 222V223H196ZM208 222V223H207ZM52 223H53V226H52ZM155 223V224H154ZM172 223V224H171ZM72 224V226H71ZM78 224V225H77ZM86 224V225H85ZM144 224H148V225H144ZM153 224V225H152ZM175 224V225H173ZM51 225V226H50ZM57 225V226H56ZM76 225V226H74ZM152 225V226H151ZM160 225V226H159ZM222 225V226H221ZM70 226V227H69ZM74 226V227H73ZM164 226V227H163ZM168 226V228H167ZM170 226V227H169ZM173 227V230H172V227ZM175 226V227H174ZM185 226V227H184ZM198 226V227H197ZM208 226V227H207ZM217 226V227H216ZM219 226V227H218ZM60 227V228H59ZM68 227L70 229H68ZM147 227H148V230H147ZM163 227V229H161ZM221 227V228H220ZM54 228V229H53ZM59 228V229H58ZM152 228V229H151ZM160 228V229H159ZM57 229V230H56ZM67 229V230H66ZM73 229V230H72ZM144 229V230H143ZM51 230V231H50ZM56 230V232H55ZM65 230V231H64ZM158 230V231H157ZM161 230V231H160ZM172 230V231H171ZM188 230V232H187ZM215 230V231H214ZM54 234H53V232ZM69 231V232H68ZM144 231H145V235H144ZM149 232L148 234L146 233ZM52 232V233H51ZM91 232V233H90ZM97 232V233H96ZM151 232V233H150ZM168 232V233H167ZM173 232V233H172ZM188 234H187V233ZM57 233V234H56ZM66 233H67V237L66 236ZM163 233V234H162ZM65 236H64V235ZM140 234V232H139ZM147 234V235H146ZM215 234V235H214ZM73 235V233H72ZM157 235V236H155ZM189 235V236H188ZM145 236V237H144ZM188 236V237H187ZM62 237V238H61ZM73 237V236H72ZM153 237V238H152ZM215 237V238H214ZM55 238V239H54ZM161 238V239H160ZM54 239V240H53ZM65 239V240H64ZM67 239V240H66ZM74 239V238H73ZM72 239V240H73ZM163 239V240H162ZM52 240V241H51ZM59 240V241H58ZM71 240V239H70ZM248 240V239H247ZM68 241V242H67ZM73 242V241H72ZM158 242V243H157ZM160 242V243H159ZM215 242V243H214ZM153 243V244H152ZM188 243V245H187ZM201 243V244H200ZM218 243V244H217ZM54 244V243H53ZM60 246H59V245ZM158 245V246H157ZM59 246V247H58ZM220 246V245H219ZM59 248V249H58ZM63 248V249H62ZM161 248V249H160ZM165 248V249H164ZM191 248V249H190ZM87 249V250H86ZM153 249V250H152ZM156 249V250H155ZM159 249V250H157ZM61 250L63 253H61ZM67 250V249H66ZM173 250V251H172ZM208 250V251H207ZM161 252V253H160ZM164 253V254H163ZM65 254V253H64ZM143 254V255H142ZM188 254V255H187ZM139 255V261L141 262V264L143 263L144 264V261H145V258L146 257L143 253V250L138 254ZM141 255V256H140ZM66 256V254H65ZM87 256V255H86ZM88 256V257H89ZM188 256V257H187ZM88 257H87V260H88ZM68 258V256H67ZM74 258V257H73ZM63 259V258H62ZM143 259V260H142ZM189 259V260H188ZM68 260V259H67ZM86 260V258H85ZM86 260V262H88ZM189 261V262H188ZM85 262V263H86ZM67 264V262H66ZM74 264V263H73ZM79 264V263H78ZM198 264V263H197Z\"/></svg>", "mask_w": 264, "mask_h": 264}, {"label": "built area", "instance_id": "2783aa9c", "mask_svg": "<svg viewBox=\"0 0 264 264\" xmlns=\"http://www.w3.org/2000/svg\"><path fill=\"white\" fill-rule=\"evenodd\" d=\"M220 206L219 200H216ZM246 234L248 240L252 243L264 245V195H261L255 203L251 204L245 215ZM111 232L112 239L108 242L107 247L100 242L99 233L97 240L92 241L93 247L90 246V256L88 264H129L127 257L128 250L133 242V236L128 234L122 226H115ZM132 239V240H131ZM224 245L220 241L217 246L209 250L208 261L204 264H226ZM189 264H197L190 262Z\"/></svg>", "mask_w": 264, "mask_h": 264}]
</instances>
